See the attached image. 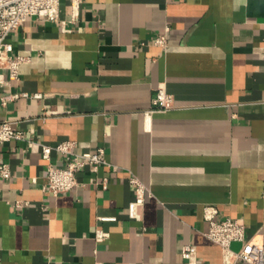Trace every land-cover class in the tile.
I'll use <instances>...</instances> for the list:
<instances>
[{"label": "crops", "instance_id": "crops-1", "mask_svg": "<svg viewBox=\"0 0 264 264\" xmlns=\"http://www.w3.org/2000/svg\"><path fill=\"white\" fill-rule=\"evenodd\" d=\"M11 41L28 61L0 86V122L23 134L0 145V264H185L186 244L192 264H225L206 206L264 246V0H63ZM160 87L174 107L154 108ZM67 140L108 164L54 196L41 144Z\"/></svg>", "mask_w": 264, "mask_h": 264}, {"label": "built area", "instance_id": "built-area-1", "mask_svg": "<svg viewBox=\"0 0 264 264\" xmlns=\"http://www.w3.org/2000/svg\"><path fill=\"white\" fill-rule=\"evenodd\" d=\"M63 0H0V86L8 84L5 78L7 71L10 79H17L20 75V68L28 58L22 55H13L14 45L11 41L12 35L19 30L23 24L31 17H36L42 21L54 22L60 18L61 3ZM81 0H71L74 7L78 6ZM164 36L156 39L157 44H164ZM27 93L14 94L13 98ZM43 94L35 93L34 97L40 98ZM4 97L3 103L11 98ZM154 108L167 110L174 107V97L165 88L160 87L153 102ZM23 137L22 132L13 127L12 120L0 122V145L14 139ZM75 142L67 140L60 142L56 146L41 144L42 156L47 160L46 183L44 189L54 196L68 192L82 184L79 172L89 168L93 172L98 171L100 166L107 165L105 149L100 147L95 151L77 154L73 152ZM53 150L66 154L68 163L66 166H59L52 159ZM12 176L11 166L0 157V178L9 179ZM135 190V205H141L145 201L146 186L137 177L131 179ZM21 205V201H18ZM217 208L214 206L205 207V220L208 222L206 236L218 244L222 249L223 261L225 264H237L243 261L247 264H264V246L246 237V226L235 218H216ZM107 233L98 230L97 238L103 240ZM241 243V248L235 250L233 243ZM183 254L187 263L192 264L195 256L193 246L186 244L183 246Z\"/></svg>", "mask_w": 264, "mask_h": 264}]
</instances>
